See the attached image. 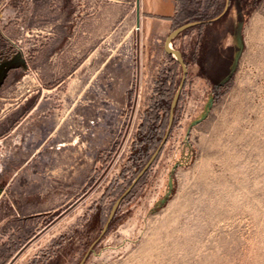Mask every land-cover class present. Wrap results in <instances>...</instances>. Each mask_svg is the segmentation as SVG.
I'll use <instances>...</instances> for the list:
<instances>
[{"label":"rangeland","instance_id":"1","mask_svg":"<svg viewBox=\"0 0 264 264\" xmlns=\"http://www.w3.org/2000/svg\"><path fill=\"white\" fill-rule=\"evenodd\" d=\"M176 10L172 30L205 22L167 42L144 37L137 0H0V57L49 38L69 52L27 72L11 98L92 57L79 88L54 93L58 128L39 152L0 144L5 177L38 165L23 190L52 211V228L12 264H264V0Z\"/></svg>","mask_w":264,"mask_h":264},{"label":"crops","instance_id":"2","mask_svg":"<svg viewBox=\"0 0 264 264\" xmlns=\"http://www.w3.org/2000/svg\"><path fill=\"white\" fill-rule=\"evenodd\" d=\"M176 12V0H142L140 25L142 24L141 30L144 37L160 41L167 35L165 38L167 39L173 31L178 29L172 30ZM96 19L100 22L95 11L94 23ZM201 22L203 21L196 20L189 23ZM82 23L85 25L86 18L82 20ZM14 39L20 40L19 37ZM7 40L9 39L0 31V52L8 49ZM52 42L53 39L49 38L40 48L37 47L29 53L21 47L19 50H14V53L0 58V101L16 100L11 109L6 103H3L0 110L1 112L9 110L1 114L0 118V144L3 149L12 146L19 150L14 153L33 152V150L34 153L39 152V148L54 136L58 128V125L54 126V121L56 116L58 117L55 112L60 108L54 103V93L64 92L63 94H66L65 91H70V86L73 90L79 88V81H77L80 78L79 72L82 68L85 69L88 62L91 61V56L88 59L84 57L72 73L68 72L67 78L46 84V87L42 89L36 87L37 89L29 94H23L22 91L20 96L10 97V94L14 93L16 89H22L20 82L27 72L38 67L43 68V64L46 68H54L55 59L64 58L65 53L69 54L63 49L64 46L62 49L59 46L53 48ZM93 59H96V55ZM98 69L96 70L94 67L95 77L100 74L101 68ZM76 75L78 79L75 78ZM70 76L72 77L71 81H69ZM44 91L47 93L45 94ZM33 94L34 97L31 98ZM9 118L11 123L6 125ZM32 164L34 163L31 160L17 164L13 174L7 178L5 174L10 163L6 160L2 162L1 168L3 169H0V264H12L20 260L32 246L46 235L53 225L52 220H46L51 216L52 211L38 210L35 206L32 208L34 200H32L31 192L23 190V187L32 184L31 177H22L24 171L32 168L37 169L38 165L34 164L32 167Z\"/></svg>","mask_w":264,"mask_h":264},{"label":"trees","instance_id":"3","mask_svg":"<svg viewBox=\"0 0 264 264\" xmlns=\"http://www.w3.org/2000/svg\"><path fill=\"white\" fill-rule=\"evenodd\" d=\"M177 62H178V61H177ZM178 64H180V63L178 62ZM174 96H175V95H174ZM173 98H174V97H173ZM168 107H169V105H167V109H168ZM147 122L149 123V121H147ZM147 128H148V127H147ZM150 131H151V129H149V134H150ZM151 135H152V134H151ZM143 137H144V138L142 139V143H143L142 145H146V144L149 142L148 136H146V137L143 136ZM154 152H155V151H154ZM142 154H143V155H142ZM153 154H154V153H152V155L149 157L148 161H149L150 158L153 156ZM139 156H141V158L144 157L143 149L135 150V151H134V155H132V159H133V160H134V159L136 160V159H138ZM148 161H147V162H148ZM146 171H147V169L145 170V172H146ZM145 172H144V173H145ZM144 173H143L142 175H140V176H139V174H138V175L135 177V179H137V180H136V182L134 183L133 187H134V186H135V185L141 180V178L143 177ZM133 187H132V188H133ZM132 188H131V189H132ZM130 192H131V190L126 194V196H128Z\"/></svg>","mask_w":264,"mask_h":264},{"label":"water","instance_id":"4","mask_svg":"<svg viewBox=\"0 0 264 264\" xmlns=\"http://www.w3.org/2000/svg\"><path fill=\"white\" fill-rule=\"evenodd\" d=\"M140 5H141V3H140V0H137V25L138 26H140V19H141V13H140ZM203 22H205V21H203ZM190 25H192V24H190V23H188V24H186V25H182V26H180L178 29H176L175 31H173L172 33H171V35L167 38V42L169 41V40H171V38H173L181 29H183L184 27H186V26H190ZM166 49H167V47H166ZM167 51L168 52H171V51H169L168 49H167ZM178 61H180L181 62V59H177ZM176 98H177V95L175 96V99H174V102H173V104L175 103V100H176ZM141 175V174H140ZM139 175V176H140ZM137 180V179H136ZM136 180H135V182H136Z\"/></svg>","mask_w":264,"mask_h":264},{"label":"flooded vegetation","instance_id":"5","mask_svg":"<svg viewBox=\"0 0 264 264\" xmlns=\"http://www.w3.org/2000/svg\"><path fill=\"white\" fill-rule=\"evenodd\" d=\"M8 50V49H7ZM4 52V51H3ZM14 53V52H13ZM3 56H1L0 58H2Z\"/></svg>","mask_w":264,"mask_h":264}]
</instances>
